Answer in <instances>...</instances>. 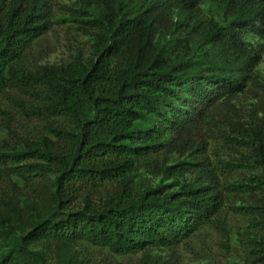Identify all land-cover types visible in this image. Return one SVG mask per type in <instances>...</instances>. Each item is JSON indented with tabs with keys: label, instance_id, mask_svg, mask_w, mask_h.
Here are the masks:
<instances>
[{
	"label": "trees",
	"instance_id": "trees-1",
	"mask_svg": "<svg viewBox=\"0 0 264 264\" xmlns=\"http://www.w3.org/2000/svg\"><path fill=\"white\" fill-rule=\"evenodd\" d=\"M208 2L223 24L204 16ZM78 4L60 9L86 26L93 56L38 65L28 58L52 29L55 0H0V122L16 144L0 151V237L32 225L10 234L0 264H49L33 246L65 259L83 245L169 264L151 251L223 229L234 192L258 195L244 264H264V84L245 39H264V0ZM242 97L255 101L249 110ZM18 118L51 137L20 136ZM211 141L235 155L218 171ZM235 175L243 180L227 181Z\"/></svg>",
	"mask_w": 264,
	"mask_h": 264
},
{
	"label": "rangeland",
	"instance_id": "rangeland-1",
	"mask_svg": "<svg viewBox=\"0 0 264 264\" xmlns=\"http://www.w3.org/2000/svg\"><path fill=\"white\" fill-rule=\"evenodd\" d=\"M78 1L55 0L57 7L54 10L52 29L34 47L28 58V63L66 65L73 61L78 54L84 59L93 56V36L85 33L86 26L79 22L80 19L76 17L73 10L60 9L62 6L74 10L79 9ZM202 8L205 17H213L221 24L224 23L213 2L206 3ZM245 39L259 52L261 60L255 71L264 84V39L249 33L245 35ZM254 103L255 101L249 97H242L239 100V104L246 110H249ZM6 107L9 109V106L6 105ZM44 126L45 124L42 122H28L24 118H18L15 123L18 134L29 139H35L42 135L51 137L45 131ZM14 142L15 139L1 126L0 122V151H7L10 147L15 146ZM234 156L219 142L211 141L209 143L206 157L212 169L218 171L220 162L234 161ZM242 178V176L235 175L227 181L231 184L238 183L243 180ZM14 181L20 187L23 186L20 180L14 179ZM172 182V180H166L163 183L171 184ZM154 183H161V178H156ZM257 198V194L253 195L249 192L227 194L226 205L220 216L223 229L218 230L213 225H205L174 251L153 249L152 255L162 257L169 264H244L248 259L249 249L247 246L256 234L253 228L254 216L248 208L255 206ZM22 200L26 206L31 205L33 201L27 197H22ZM31 228L32 225L17 230L4 228L2 230L4 235L0 237V254L8 249L7 240L10 234L23 235ZM33 249L43 251L49 264H137L142 257L141 254L121 257L107 249L88 245L68 250L65 259H61L55 254L46 253L41 246H33Z\"/></svg>",
	"mask_w": 264,
	"mask_h": 264
}]
</instances>
